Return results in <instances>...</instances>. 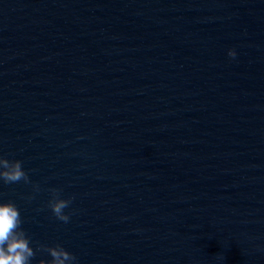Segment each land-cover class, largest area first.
<instances>
[{
  "label": "water",
  "instance_id": "95a60500",
  "mask_svg": "<svg viewBox=\"0 0 264 264\" xmlns=\"http://www.w3.org/2000/svg\"><path fill=\"white\" fill-rule=\"evenodd\" d=\"M0 156L34 250L264 264V0H0Z\"/></svg>",
  "mask_w": 264,
  "mask_h": 264
},
{
  "label": "clouds",
  "instance_id": "9594fccd",
  "mask_svg": "<svg viewBox=\"0 0 264 264\" xmlns=\"http://www.w3.org/2000/svg\"><path fill=\"white\" fill-rule=\"evenodd\" d=\"M228 55L236 57L235 50L230 49ZM0 181L5 184L24 181L30 183L29 176L20 160H9L0 156ZM39 191L38 185H33ZM48 206L53 215L60 221L68 223L70 215L65 213L72 202L71 198L60 197V190L53 188ZM32 197H28L30 200ZM22 219L17 205L12 202H0V264H31L37 251L46 252L51 259H40L38 264H77V257L57 244L55 246L40 245L36 250L30 246V237L21 227Z\"/></svg>",
  "mask_w": 264,
  "mask_h": 264
}]
</instances>
